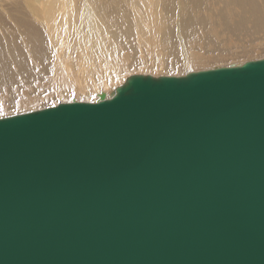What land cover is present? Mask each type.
Returning a JSON list of instances; mask_svg holds the SVG:
<instances>
[{"label":"water","instance_id":"water-1","mask_svg":"<svg viewBox=\"0 0 264 264\" xmlns=\"http://www.w3.org/2000/svg\"><path fill=\"white\" fill-rule=\"evenodd\" d=\"M0 264H264V59L1 118Z\"/></svg>","mask_w":264,"mask_h":264},{"label":"bare ground","instance_id":"bare-ground-1","mask_svg":"<svg viewBox=\"0 0 264 264\" xmlns=\"http://www.w3.org/2000/svg\"><path fill=\"white\" fill-rule=\"evenodd\" d=\"M203 1L208 0L12 1L14 32H0V110L34 106L37 101L31 93L36 84L56 85V97L63 102L83 89L120 82L130 69L133 56L128 51L132 49L143 52L149 61L148 70L164 67L166 71L178 73L224 59L222 54L205 56L199 51L204 50L206 40L200 37L201 41L197 36V27L203 23L194 14ZM209 1L216 6L222 4L223 16L219 15L222 24L235 16L233 8L240 10L237 13L242 20L246 14L245 21L253 19L256 24L264 21V7L252 0ZM209 12L207 9L206 14ZM211 21L210 37H218L220 26ZM131 63L135 67V62ZM45 64L50 65V70L42 71V77L38 72L41 80L33 73ZM88 80H94V85L82 87L81 82Z\"/></svg>","mask_w":264,"mask_h":264},{"label":"rangeland","instance_id":"rangeland-1","mask_svg":"<svg viewBox=\"0 0 264 264\" xmlns=\"http://www.w3.org/2000/svg\"><path fill=\"white\" fill-rule=\"evenodd\" d=\"M12 1H14V0H12ZM12 1L11 0H7V1L6 0H0V5H2V4L4 5V6H0V11H1L0 28H2V30L0 31L1 33H3L4 31L10 32V33L14 32L13 11L11 10L12 6H10L12 4L11 3ZM252 1H254V3L260 7H262V8L264 7V0H252ZM207 9L210 11L208 14H206ZM239 11L240 10L233 8L232 13L235 16L232 17L229 21L225 22V24H222L223 21H221L220 17H219L220 14H222V16H223V12H224L222 4L221 5L219 4L216 6L212 1L208 0L205 2L203 1L202 4L200 5V8H198L197 12L194 14L195 19L201 20V22L203 23V24H201V26L197 27V29H198L197 36L199 37V39H201L203 37V40L204 41L206 40L205 41L206 45L204 47V50L200 49L199 50L200 53L201 52H202L201 54L204 53L205 56L206 55L207 56H209V55L210 56H213V55L218 56L219 54L225 55L224 59H222V60H217V61L212 60L209 62L210 64H207L206 67L197 68V69H184V70L182 69V71H180L178 73H176V71L175 72L166 71V69L164 67H163V69H161L162 68L161 67L160 69L155 68V70H148L147 68L150 67V66H147L149 64V61L143 55V52L141 50L135 51V49H132V51H128L129 54L131 56H133V58L130 60V63H129L130 69L125 73L126 75L125 74L122 75V77H121L122 81L120 80V82H117V83L112 84V85H108L106 87L94 86L92 88H89V90L83 89V91L74 93L75 95L72 94L68 98L63 99V102H62L61 98L59 99L56 97V91H57L56 85L47 84L46 86H38V84L34 83V84H36V85H34L36 87H33V85H32V87H33L32 89L34 92L31 93L32 89L29 90L30 93L33 94V96L36 98V101H37L34 104V106L26 107L23 109L22 108L19 109V108H15V107H8L9 109L5 108L3 110H0V119L6 118V117H11V116L18 115V114L31 112V111L55 107L60 103H71L72 101L83 102V103H94L98 99V95L100 93H104L106 95L109 94L115 88L120 86L126 78L133 76V75H150L153 77H157V76L162 77V75L163 76L165 75L166 77H177V76H183L188 72L205 71L207 69V67L209 68L207 70H211L214 68L229 67L230 65H238V64L241 65V64L249 62V61H257V60L264 59V21H262V23H258L259 24V27H258V24L253 22V19H248L247 21H245L247 19L246 14H243V17L245 19L243 18V20H242L241 16H239L240 14L237 13ZM263 11H262V13L264 15ZM210 21H211V23H216L218 26H220L221 34L218 37H214V36L210 37V33H209V29H208V27L210 26L209 25ZM236 24H238L239 26H237ZM206 35H208L209 38ZM203 40L201 39V41H203ZM208 44H210V45H208ZM212 46L214 48H211ZM252 46H253V48H252ZM46 50L49 53H52V50L50 47H47ZM223 52H224V54H223ZM251 59H253V60H251ZM144 61H146L147 63H145ZM243 61H245V62H243ZM131 62H135L133 64L135 67H132ZM145 64H146V66H145ZM140 65H141V67H140ZM33 70H35V68ZM36 70H35L36 73L34 72L33 74L35 77L37 76L40 78L42 71L48 72L50 70V65L45 64L44 66H41V70H39L38 68H36ZM38 72L40 73V76H38L39 75ZM42 76H44V74ZM83 82H81L82 87L84 86V84H85L86 88L89 87L90 85H94V80H88V81H83ZM95 87H97V88H95ZM99 88H100V90H99ZM92 89H94V90H92ZM46 90H47V93L45 92ZM11 95H13V94L11 93ZM9 100H11V97ZM29 108H30V111H29Z\"/></svg>","mask_w":264,"mask_h":264}]
</instances>
